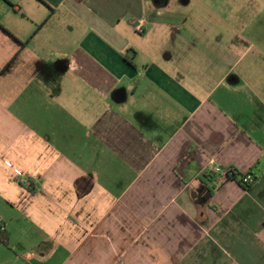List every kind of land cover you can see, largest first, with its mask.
<instances>
[{
    "label": "crops",
    "instance_id": "crops-1",
    "mask_svg": "<svg viewBox=\"0 0 264 264\" xmlns=\"http://www.w3.org/2000/svg\"><path fill=\"white\" fill-rule=\"evenodd\" d=\"M218 2L0 0V264H264V0Z\"/></svg>",
    "mask_w": 264,
    "mask_h": 264
},
{
    "label": "rangeland",
    "instance_id": "rangeland-1",
    "mask_svg": "<svg viewBox=\"0 0 264 264\" xmlns=\"http://www.w3.org/2000/svg\"><path fill=\"white\" fill-rule=\"evenodd\" d=\"M205 1L206 3H213L215 5H217L218 0H203ZM232 2H234V0H232ZM73 45L69 44L68 45V48H69V52H71V48H72ZM56 49V46L55 45H41V44H37V45H33L31 48H30V51H29V55L32 56V58H35L36 59V63H38L40 57H49L50 54H53V50ZM64 52H68L67 49H63L62 47V53ZM239 179L241 180L242 177L241 175L238 176ZM199 193H202L201 190L197 189L195 192H198ZM209 200V194L208 193H204L203 195V199H202V202H207Z\"/></svg>",
    "mask_w": 264,
    "mask_h": 264
},
{
    "label": "built area",
    "instance_id": "built-area-1",
    "mask_svg": "<svg viewBox=\"0 0 264 264\" xmlns=\"http://www.w3.org/2000/svg\"><path fill=\"white\" fill-rule=\"evenodd\" d=\"M231 171H233V170L232 169L224 170L221 167H217L214 170V173L221 176L224 179L231 180L232 178L229 177V176H231ZM242 181H243V184L246 186H251L255 183L254 176L251 174L250 175L245 174L244 177H242ZM5 230H6L5 227L0 228L1 232H4Z\"/></svg>",
    "mask_w": 264,
    "mask_h": 264
},
{
    "label": "trees",
    "instance_id": "trees-1",
    "mask_svg": "<svg viewBox=\"0 0 264 264\" xmlns=\"http://www.w3.org/2000/svg\"><path fill=\"white\" fill-rule=\"evenodd\" d=\"M43 2V1H42ZM44 3V2H43ZM233 171H231V176H229V177H231L233 180H236V181H238L239 182V184L241 185V186H243L246 190H248V191H250V190H252L253 189V187L255 186V184L258 182V178L257 177H255L254 175H253V173L252 172H249V173H247V174H251V175H253L254 176V180H255V183L253 184V185H251V186H246V185H244L243 184V181H242V179L240 180L239 179V175H241V177H244V174H241V173H239V172H237L236 170H234V169H232ZM1 241H4V242H6V238H4V239H0Z\"/></svg>",
    "mask_w": 264,
    "mask_h": 264
},
{
    "label": "water",
    "instance_id": "water-1",
    "mask_svg": "<svg viewBox=\"0 0 264 264\" xmlns=\"http://www.w3.org/2000/svg\"><path fill=\"white\" fill-rule=\"evenodd\" d=\"M193 197H194V198L201 199V196H200V195H198L197 193H194Z\"/></svg>",
    "mask_w": 264,
    "mask_h": 264
}]
</instances>
